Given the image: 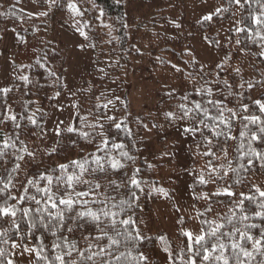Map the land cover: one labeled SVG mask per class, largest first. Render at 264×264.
Here are the masks:
<instances>
[{"label": "trees", "instance_id": "16d2710c", "mask_svg": "<svg viewBox=\"0 0 264 264\" xmlns=\"http://www.w3.org/2000/svg\"><path fill=\"white\" fill-rule=\"evenodd\" d=\"M137 1L71 0L83 13L81 16H74L67 7L69 0H57L51 6L52 10L46 13V15H41V13L33 15L24 10V6L46 9L50 7L49 0H19L18 3L17 0H0V13H3V15H0V54L3 43L2 28L9 25L12 30L15 49L22 51L30 48L37 55L22 71L17 72V76H15L9 88L11 91L6 96L0 93V114H7L8 109H11L12 113L17 116V122L21 125V128L15 129L11 121L0 123V143H2L4 134L14 135L16 132H19L17 147L21 146L20 142L22 141L30 152L35 153L34 159L26 157L25 161L22 162V170L16 180L17 188L20 187L21 182L32 175L49 168H55L60 163H67L71 160L87 156L89 153L96 152V146L102 142L98 128L85 127L83 122L80 123L79 119L82 115L94 118V116L105 113L106 107L104 106L108 104V101L100 100L98 92L105 87L106 80L96 77H80L76 90L77 101L75 103V116L73 120L74 131L59 130L56 148L51 156L44 154L42 151L45 143L43 127L47 117V108L54 103L55 96L62 95L64 90L63 76L65 73L67 49L60 41V36L55 30V27L59 25L65 26L59 17L68 14L81 27L82 25H87L86 27H82V31L86 34L82 49L90 51L95 64L104 65L107 62H116L120 64L118 67L120 68L125 59L138 55L135 51L134 35L131 32L129 33V29L136 31L141 27V21L139 22L137 15L133 11V4ZM197 1L206 2L210 0ZM220 1L222 3L221 9H226V11L213 16L211 21H200L196 26V30L202 33L204 39L213 48L228 56L231 49L227 46L222 47L217 43L218 40L214 34V29L223 23L235 19L237 13L239 14V20H241L242 16L247 17L249 11L259 14L264 10V0H249L250 8L249 4H245L243 9L235 3L229 4V0ZM101 11L104 12L102 17L100 16ZM240 26L245 27L246 25L241 24ZM229 36L231 38L230 44L234 45L236 49L233 55L237 54V51H242L254 60L264 64V60L259 55V52L262 50L261 47L253 44L245 33L237 34L235 31H230ZM237 40L240 41L239 44H237ZM183 56L186 57L184 54ZM184 63L188 68L187 74L184 77L186 81L184 84L186 85L183 84V86L171 89L162 88L160 96H164L166 99L162 102L160 101L157 104V108L148 109L145 113H135L127 105L128 103L122 104L121 107L114 109L112 115L114 120L105 122L101 129L104 137H107L110 141L109 151L114 155H118V150L111 149V143L122 144L124 145L123 150L134 157V162L125 161L126 168L109 178L117 179L118 181L125 179L126 175L131 176L133 171L138 168L140 171L137 178L146 182L141 185L143 188L142 192L136 190L138 200L134 202V206L129 210L128 214L136 221V227L143 237V240L138 242L137 250L133 252V255H138L142 252L148 258V264H162L161 257H165L166 264H170L168 254L162 250L164 245L161 243L160 237L166 238L168 244L171 246L174 257L186 243V238L180 235L181 229H185L187 225L185 218L177 216L179 227L177 233L173 237H170L159 228L153 212L154 204L163 200L170 202L172 200L170 195L171 190L167 191L166 186L170 182H175L173 179L168 180L173 172L167 170H170V162H172V159H170L171 154L169 155V153L176 144L173 141V132L180 129L182 135L188 136L191 139V142L188 144V150L193 161L187 169H181L182 172L187 170V172L192 173L191 175H195V166L201 164L202 170H205L206 161L211 159L208 156L197 154L198 151H205L202 144L199 148L197 147L201 140L199 133L193 137L191 133L185 134L183 132V129L188 126L187 121L179 119L170 121L165 116L166 113L173 112L179 117L180 110L178 106L182 103L191 107L192 104L199 102L206 107H211L207 104V100H216L214 96L208 97L197 94L196 90L201 86L198 84V81L195 85H192L193 83L189 85L191 79L194 80L197 77L201 84L218 86L220 91L229 97V101L226 102L229 108L239 110L241 104L248 105L249 112L242 113V115H260L251 97L253 89L248 88L247 83L242 81L237 72H229L227 67L217 65L213 71L211 70L205 74L199 70L195 60L186 61L185 59ZM22 75L29 77L30 82L28 84L19 79ZM107 81L111 82L112 79L108 78ZM225 81L232 86L231 95H229L230 90L224 87ZM262 82L264 83V79ZM259 83L262 84L261 81ZM241 84L244 85L243 88L240 87ZM184 96H188L187 101L182 99ZM262 97L264 95L259 99ZM42 107H44V110L41 109ZM28 116L34 117L37 121L36 125L29 122ZM115 123H120L121 128L117 129ZM239 123L240 120L237 118L236 128L233 133L235 135H238ZM82 132L89 134L88 140L81 137L80 133ZM205 135L210 136L211 133L205 130ZM149 144H152L151 147H148ZM234 147L235 142L229 141L228 151L232 149L231 159L237 155L233 151ZM168 149L170 150L169 152L167 151ZM9 152H11V149ZM96 154L103 155L100 152H96ZM217 155H221V153L217 152ZM7 159L11 161V157ZM214 163L219 165L226 163V161L220 159L214 161ZM5 166L11 168L12 164L9 162ZM168 172L170 174H167ZM251 175L264 176V169L259 167L258 162L254 163L248 172L241 173L240 179L243 180V183L235 186L233 190L237 193L244 192L246 194H249L250 189L254 191L248 180ZM205 176H207L206 172ZM234 179L235 177L230 174L227 182L231 183ZM102 182L106 183V181ZM216 184L218 186L226 185L224 182H217ZM190 185L193 194V206L197 212V217L198 213H204L203 217L198 218L199 223L201 219L218 220L220 216L230 214V205L220 203L219 201H227L232 198L213 197L211 201L212 211L207 212L206 208L210 202L195 199V197L201 193L209 192L208 186L199 184L197 180H192ZM159 189H163L167 195L158 191ZM127 191L128 188L125 187L121 190L120 194L127 195ZM13 194H16L15 189H13ZM181 220L184 221L183 225L180 223ZM4 227H7V225H4ZM91 231H93L91 225L81 227L72 234V237L80 239L82 234L87 235ZM41 236H43L45 244L50 245L52 238L43 233L42 229L38 230L34 236H31L27 242L33 247L39 243ZM10 245L11 241L8 245H2V247L8 253H11L12 249ZM80 247H85V243L82 240ZM249 250H251L250 245ZM10 257L11 255H6L5 260ZM261 260H264V256L256 255L252 264H259Z\"/></svg>", "mask_w": 264, "mask_h": 264}, {"label": "snow or ice", "instance_id": "6c2138e0", "mask_svg": "<svg viewBox=\"0 0 264 264\" xmlns=\"http://www.w3.org/2000/svg\"><path fill=\"white\" fill-rule=\"evenodd\" d=\"M56 2L57 0H49V6ZM232 3L241 9L249 4L250 8L249 0H243V3L242 0H229V4ZM67 7L74 16L83 14L71 0ZM223 11L226 9L217 8L206 15L204 20L211 21L213 16ZM103 15L104 12L101 11L100 16ZM236 24L235 32L245 33L253 44L261 47L259 55L264 57V10L259 14L249 11V15L242 16ZM241 24L246 26L241 27ZM78 31L81 36H86L81 29ZM239 43L237 40V44ZM176 70L181 71L179 68ZM236 71L239 72V69ZM19 79L25 84L30 82L27 75H22ZM224 87L230 90L231 95L232 86L227 81L224 82ZM240 87L243 88L244 85L241 84ZM252 87L254 85L249 82L248 88ZM10 91L9 88L0 89V93L5 96ZM196 91L202 96L214 95L211 87ZM182 99L187 101L188 96ZM227 99L228 97L224 100L208 99L207 104L211 107L199 102L191 107L182 103L178 106L179 117L173 112L165 114L170 121H187L188 126L183 129L185 134L191 133L195 137L199 133L201 136L197 147L202 144L205 151H198L197 154L211 159L206 161V169L198 177L199 184H226L216 191L201 193L195 199L209 201L206 211L211 212L213 197L232 198L219 201L230 205V214L222 215L218 220L201 219L198 231L181 229L180 235L186 238V243L175 257L166 238H159L170 264H252L256 255L264 256V190L255 185L254 191L250 189L249 194L233 190L243 183L241 173L248 172L254 163L258 162L259 167L264 169V147H261L264 146V97L254 101L260 115H242L249 112L248 105L241 104L239 110L229 108L225 102ZM237 118L240 123L238 135H235L233 133ZM27 119L36 125L37 121L33 116H28ZM108 119L112 121L114 117ZM7 121H11L15 129L21 128L11 109H8L7 114H0V123ZM92 127L102 129L103 124ZM115 127L120 129L121 124L115 123ZM205 130L211 135H205ZM68 131L72 132L74 129L70 127ZM57 134L59 135V131ZM80 135L85 140L89 138L88 133L82 132ZM100 135L103 136V133ZM17 141L19 132L14 135L4 134L0 143V264H13L12 259L5 260V257L14 253H8L2 247L10 241L11 249L19 247L22 249L21 254H34L35 264H148V258L142 252L133 255L143 237L136 227V221L128 214L138 200L136 190L142 192L141 185L146 182L137 178L140 171L138 168L131 176L126 175L125 179L118 181L109 178L126 168L125 161L134 162V157L123 150L124 145L111 143V149L118 150V155H114L109 151V139L104 137L96 146V152L103 155L93 152L80 159L60 163L55 168L26 178L17 188L16 180L22 170V162L26 157L35 158V153L30 152L22 141L18 148ZM229 141L235 142L233 151L237 155L233 159H229ZM54 151L53 149L48 155L51 156ZM217 152L221 155H217ZM8 157H11V161ZM220 159L226 163L216 165L214 161ZM9 162L12 164L11 168L5 166ZM205 172L209 179H205ZM230 174L235 179L228 183ZM125 187L128 188L127 195H121V190ZM13 189L16 194H13ZM158 191L164 193L163 189ZM203 216L204 213H198V218ZM180 223L183 225L184 221L181 220ZM88 225H91L93 231L87 235L82 234L80 239L72 237L77 229ZM41 229L52 238L50 245H46L41 236L37 245L29 247L26 243L28 239ZM81 240L85 243L84 248L80 247ZM259 264H264V260Z\"/></svg>", "mask_w": 264, "mask_h": 264}, {"label": "rangeland", "instance_id": "374dc122", "mask_svg": "<svg viewBox=\"0 0 264 264\" xmlns=\"http://www.w3.org/2000/svg\"><path fill=\"white\" fill-rule=\"evenodd\" d=\"M221 7L220 0L206 2H198L197 0H138L133 4V11L139 22L141 21V27L136 31L129 29V33L134 35L135 51L138 55L125 59L120 68H118L120 64L116 62H107L104 65L95 64L90 51L82 49L85 36H81L80 31H78V29L82 30V27L68 14L61 15L59 18L65 26L59 25L55 27V30L67 49L63 76L64 90L62 95L55 96L54 103L47 108V117L43 127L45 134L43 153L48 154L53 149L55 150L59 130L73 128L75 103L77 101L76 90L80 77H96L106 80L105 87L98 92L100 100L108 101L105 113L94 116V118L86 115L80 116V123L83 122V125L88 128H95L92 126L107 122L108 117H112L114 109L121 107L124 103H128L127 105L135 113L140 114L147 112L148 109L157 108V104L166 99V97L160 96L162 88H177L186 83L184 77L188 68L184 63L185 59L186 61L195 60L199 70L203 69L201 72L205 74L213 71L217 65L227 67L229 72H237L236 69H239L237 73L242 81H245L247 85L249 82L254 85L251 88L253 89L251 92L253 101L264 95V83L262 82L264 64L242 51H237V54L233 55L236 49L234 45L230 44L229 32L235 31L237 27L238 13L235 19L214 29L218 44L231 49L228 56L213 48L204 39L202 33L196 30L197 24L204 20L206 15ZM24 10L33 15H38L50 12L52 7L40 9L24 6ZM2 38L0 89L10 88L17 72H20L37 56L36 52L30 48L22 51L15 49L12 30L9 25L2 28ZM261 58L264 60V57L261 56ZM177 68L181 71H177ZM108 78H111L112 81L108 82ZM197 81L201 86L198 89L211 87L216 100H224L225 97H228L227 94L220 91L218 86L199 83L197 77L194 80L191 79L189 85L192 83L195 85ZM260 81L262 84L259 83ZM228 101L229 99L225 102ZM41 109L44 110V107ZM97 128L101 133V128ZM101 138L104 139V134ZM173 138L176 144L171 151L167 150L170 151L169 155L171 154L170 159H172L171 168L167 170L173 172L168 180L173 179L175 182H170L166 186L167 191L171 190L172 200L171 202L163 200L153 205V212L159 228L170 237L177 233L178 215L187 220L186 230L198 231L200 228L197 212L193 206L190 183L192 180L198 181L202 171L201 164H197L195 175H191L192 173L187 172V170L182 172L181 169H187L193 161L188 150L191 139L182 135L180 129L173 132ZM151 145L149 144L148 147ZM231 153L232 149L229 151V159H231ZM205 179H209V177L205 176ZM248 180L252 188L255 185L264 190L263 175H251ZM207 186L208 191L213 192L226 185L218 186L216 183H208ZM27 245L31 247L29 242ZM21 251L22 249L19 247L12 249L11 253L14 254L11 255L10 259L13 260V264H34L35 255L21 254ZM160 260L162 264H166L165 257H161Z\"/></svg>", "mask_w": 264, "mask_h": 264}]
</instances>
